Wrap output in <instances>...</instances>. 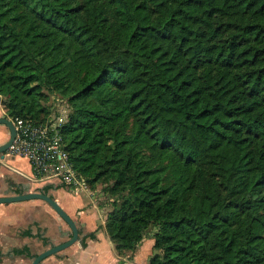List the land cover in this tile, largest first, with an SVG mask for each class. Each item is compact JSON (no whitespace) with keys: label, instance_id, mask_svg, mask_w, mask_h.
<instances>
[{"label":"trees","instance_id":"trees-1","mask_svg":"<svg viewBox=\"0 0 264 264\" xmlns=\"http://www.w3.org/2000/svg\"><path fill=\"white\" fill-rule=\"evenodd\" d=\"M0 95L38 122L66 100L119 252L264 264V0H0Z\"/></svg>","mask_w":264,"mask_h":264},{"label":"crops","instance_id":"crops-1","mask_svg":"<svg viewBox=\"0 0 264 264\" xmlns=\"http://www.w3.org/2000/svg\"><path fill=\"white\" fill-rule=\"evenodd\" d=\"M8 136L6 125L0 123V144ZM22 162L26 169L19 166ZM31 175L26 156L6 152L3 158L0 156V195L47 192L75 219L79 229L77 240L38 264H148L155 251L153 237L147 236L133 249L119 252L105 229L110 206L99 200L104 196H99L96 188L92 192L98 200L86 190L74 192L58 180L34 181ZM70 233L67 222L41 198L0 202V264H30L34 255L66 240Z\"/></svg>","mask_w":264,"mask_h":264},{"label":"built area","instance_id":"built-area-1","mask_svg":"<svg viewBox=\"0 0 264 264\" xmlns=\"http://www.w3.org/2000/svg\"><path fill=\"white\" fill-rule=\"evenodd\" d=\"M54 100L50 105L48 119L44 122L21 116H7L15 127V135L7 153L28 158L34 181L58 180L74 192L86 190L91 194L88 182L72 165L63 141L61 128L67 112L63 114L57 107L66 100Z\"/></svg>","mask_w":264,"mask_h":264},{"label":"water","instance_id":"water-1","mask_svg":"<svg viewBox=\"0 0 264 264\" xmlns=\"http://www.w3.org/2000/svg\"><path fill=\"white\" fill-rule=\"evenodd\" d=\"M0 123L6 125L9 133L7 140L0 144V156L3 158L5 153L7 152L8 146L14 138L15 127L12 121L5 115L0 116ZM30 198H41L45 200L67 222L71 230L69 238L59 243L51 244L47 248L33 256L30 264H38L46 256L54 254L55 252L67 247L69 244L77 240L79 229L75 219L72 218V216H70V214L58 203V201L47 192L31 190L22 193L0 195V202L18 201Z\"/></svg>","mask_w":264,"mask_h":264},{"label":"rangeland","instance_id":"rangeland-1","mask_svg":"<svg viewBox=\"0 0 264 264\" xmlns=\"http://www.w3.org/2000/svg\"><path fill=\"white\" fill-rule=\"evenodd\" d=\"M1 95H0V107H2V110H3V113H4V115H6V116H8V117H13V116H11V115H9V114H7V112H6V109H5V107H4V105L1 103ZM53 101H55L54 99H53V97L52 96H50L49 97V100L47 101V103L48 104H52V102ZM58 109L60 108L61 109V112L64 114V112L66 111H68V104L66 103V102H64V103H60L59 105H58V107H57ZM67 114V113H66ZM2 143V142H1ZM24 162H22V164H20L19 166L20 167H22V168H24ZM24 169H26V168H24ZM105 186H106V188H107V184H105V182H98L97 184H95L94 186H90L89 185V187H90V190H91V194L90 195H92L94 198H97L95 195H94V192H92L95 188L97 189V194H99V196L101 195V196H104V197H101V199H99L100 201H102V202H107L108 204H109V206H110V209L112 208V202H113V200L116 198V195H115V193H110V192H108V193H106V192H104V188H105ZM103 192V193H102ZM81 193H84V192H81ZM88 198V197H87ZM97 200H98V198H97ZM109 209V210H110ZM109 212V211H108ZM151 230H152V227H151V225H148L147 227H146V233H150L151 232ZM154 253V252H153Z\"/></svg>","mask_w":264,"mask_h":264}]
</instances>
